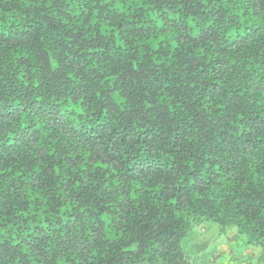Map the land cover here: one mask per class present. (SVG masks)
<instances>
[{"label":"trees","instance_id":"1","mask_svg":"<svg viewBox=\"0 0 264 264\" xmlns=\"http://www.w3.org/2000/svg\"><path fill=\"white\" fill-rule=\"evenodd\" d=\"M264 264V0H0V264Z\"/></svg>","mask_w":264,"mask_h":264},{"label":"rangeland","instance_id":"2","mask_svg":"<svg viewBox=\"0 0 264 264\" xmlns=\"http://www.w3.org/2000/svg\"><path fill=\"white\" fill-rule=\"evenodd\" d=\"M202 229L194 232L195 238L188 243L198 264H258V251L234 239L232 233L220 234L218 226L211 222Z\"/></svg>","mask_w":264,"mask_h":264}]
</instances>
